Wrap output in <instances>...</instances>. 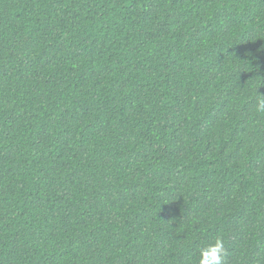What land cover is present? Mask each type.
<instances>
[{"label": "trees", "instance_id": "obj_1", "mask_svg": "<svg viewBox=\"0 0 264 264\" xmlns=\"http://www.w3.org/2000/svg\"><path fill=\"white\" fill-rule=\"evenodd\" d=\"M261 83L264 0H0V264H264Z\"/></svg>", "mask_w": 264, "mask_h": 264}, {"label": "clouds", "instance_id": "obj_2", "mask_svg": "<svg viewBox=\"0 0 264 264\" xmlns=\"http://www.w3.org/2000/svg\"><path fill=\"white\" fill-rule=\"evenodd\" d=\"M261 85L264 83L256 86L255 94L252 97L255 100V112L258 114H264V94L258 91ZM226 254L223 238L216 236L199 248L197 264H224Z\"/></svg>", "mask_w": 264, "mask_h": 264}]
</instances>
